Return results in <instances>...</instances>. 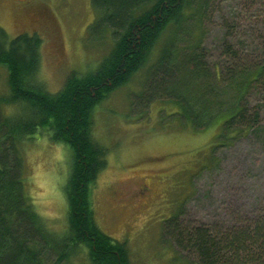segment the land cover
I'll return each mask as SVG.
<instances>
[{"label":"rangeland","instance_id":"rangeland-1","mask_svg":"<svg viewBox=\"0 0 264 264\" xmlns=\"http://www.w3.org/2000/svg\"><path fill=\"white\" fill-rule=\"evenodd\" d=\"M204 7L200 18L186 22L175 49L189 53L198 44L188 34L194 31L197 50L217 84L230 63L236 70L261 63V0H207ZM94 16L90 0H0V29L9 39L40 38L39 76L51 92L72 73L93 72L109 53L108 34L93 39L87 32ZM225 41L238 57L223 53ZM161 45L93 113L92 137L108 154L91 189V204L100 229L126 247L129 264H197L192 253L164 235L165 221L179 211L183 226L205 225L212 231L264 220V90L257 86L246 93L249 106L261 109L258 124L226 144L214 137L219 133L215 123L194 132L178 115L171 119L177 109L169 101L151 103L141 114L134 101ZM6 91L7 71L0 67V95ZM19 150L34 209L53 226H63L70 148L51 141L44 129L21 142Z\"/></svg>","mask_w":264,"mask_h":264},{"label":"trees","instance_id":"trees-1","mask_svg":"<svg viewBox=\"0 0 264 264\" xmlns=\"http://www.w3.org/2000/svg\"><path fill=\"white\" fill-rule=\"evenodd\" d=\"M206 2L90 0L95 16L87 32L93 39L108 34L111 49L93 72L70 74L56 92L46 89L39 76L40 38L21 34L9 39L0 29V67L7 71V91L0 95V264H129L124 244L95 220L91 189L106 166L108 149L93 139L92 117L102 99L138 72L157 45L162 44L134 101L141 114L151 103L169 101L177 109L171 119L178 115L194 132L215 123L219 133L214 137L222 144L258 124L261 109L249 106L246 93L257 86L264 90V59L237 70L230 63L217 84L197 50L194 31L188 34L199 45L189 53L175 49L186 22L200 18ZM227 42L223 53L238 57ZM44 129L72 153L63 188L66 222L58 228L34 209L19 150L21 142ZM181 213L165 221L163 232L192 253L197 264H264V220L212 231L205 225L183 226Z\"/></svg>","mask_w":264,"mask_h":264}]
</instances>
